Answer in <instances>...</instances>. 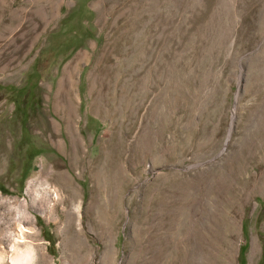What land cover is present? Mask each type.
Masks as SVG:
<instances>
[{
  "label": "rangeland",
  "instance_id": "1",
  "mask_svg": "<svg viewBox=\"0 0 264 264\" xmlns=\"http://www.w3.org/2000/svg\"><path fill=\"white\" fill-rule=\"evenodd\" d=\"M28 246L264 264V0H0V264Z\"/></svg>",
  "mask_w": 264,
  "mask_h": 264
},
{
  "label": "bare ground",
  "instance_id": "2",
  "mask_svg": "<svg viewBox=\"0 0 264 264\" xmlns=\"http://www.w3.org/2000/svg\"><path fill=\"white\" fill-rule=\"evenodd\" d=\"M81 55V57H82V55H83V51L82 50H80L78 53H77V55H76V57H75V59H77L79 56ZM79 62V61H78ZM77 62V63H78ZM71 67H76V65H75V62H74V60H71V61H69L65 66H64V68H63V71H64V73H63V75H62V77H61V79L59 80V88L60 89H62V85L63 84H65V82L62 84V82H63V80H64V78L65 77H67L70 73H68L69 72V69L71 68ZM75 73H74V76H78L79 75V70H78V68H75V71H74ZM71 75V74H70ZM67 80V79H66ZM69 83V82H68ZM71 85L73 86V84L71 83ZM67 86V85H66ZM65 87V86H64ZM76 87V86H75ZM66 88V87H65ZM64 88V89H65ZM63 89V90H64ZM70 89H72V88H70ZM62 92V91H61ZM67 92H68V90H67ZM67 95V94H66ZM71 95V94H70ZM75 98L76 99H79V96H78V93L77 92H75ZM65 98H66V96H64ZM63 97V98H64ZM68 98V97H67ZM75 99V100H76ZM68 100V99H67ZM63 101V100H62ZM61 101V102H62ZM65 101V100H64ZM68 102V101H67ZM69 103H70V100H69ZM68 103V104H69ZM73 103V102H72ZM64 104V103H63ZM69 105H67V107H68ZM64 115H65V113H63ZM64 115H62L61 117H62V119H64L65 120V123H67V126H66V129H67V132L68 133H70L71 134V131L68 129V125H69V119H68V116L67 117H65ZM58 124V123H57ZM56 125V124H55ZM52 126H54V124H52ZM54 129H55V127H53ZM76 131H77V129H76ZM55 132V131H54ZM51 133V132H50ZM57 134V133H56ZM54 136V135H53ZM52 137V136H51ZM72 138H74V136H72ZM71 138V139H72ZM52 143H55V142H60L59 141V139H57V140H55L54 138H52ZM58 145V144H57ZM60 145V144H59ZM57 163H59V162H57ZM40 166V165H39ZM56 166V165H55ZM40 168V167H39ZM48 168V167H47ZM51 169V168H50ZM53 169V168H52ZM61 170V169H60ZM51 171V170H50ZM63 171V170H62ZM35 179V178H34ZM32 181V180H31ZM30 182V181H29ZM45 182H47V181H44L43 183L44 184H39L38 186V188H39V195L40 196H44V197H47V198H51L52 200H58V199H60V194H59V191L56 189H51L47 184H45ZM34 185V184H33ZM37 186V185H36ZM29 187V186H28ZM31 189V188H30ZM36 189V188H35ZM30 192V191H29ZM38 193V192H37ZM35 195V194H34ZM38 195V194H37ZM38 195V196H39ZM39 196V197H40ZM37 197V196H36ZM43 197V198H44ZM43 200V199H42ZM46 200V199H45ZM38 201V200H37ZM47 201H50V199H48ZM48 203V202H47ZM48 205V204H47ZM49 206H51V205H49ZM80 210V209H79ZM26 213V212H25ZM79 214V213H78ZM77 214V215H78ZM252 248H251V255H252V252L254 251V245H255V240L253 239V241H252ZM32 255H33V253H32V248L31 247H27V249H25L23 252H19V253H15L13 256H12V259H13V262H14V264H23V263H29L28 261L32 258ZM32 261V260H31Z\"/></svg>",
  "mask_w": 264,
  "mask_h": 264
}]
</instances>
